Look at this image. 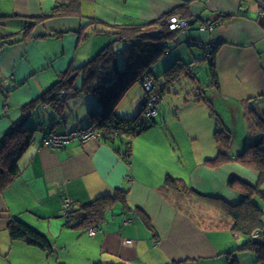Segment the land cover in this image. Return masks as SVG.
Masks as SVG:
<instances>
[{"label":"crops","instance_id":"crops-1","mask_svg":"<svg viewBox=\"0 0 264 264\" xmlns=\"http://www.w3.org/2000/svg\"><path fill=\"white\" fill-rule=\"evenodd\" d=\"M77 1L79 14L62 13L36 25L29 36L13 21L50 14L59 0H0V16L7 19L0 20V141L22 119L23 108L40 101L62 75L93 60L109 44L118 49L123 42L112 33L117 26L155 23L173 12L192 24L169 43L167 56L162 58L165 67L190 64L193 69L203 63V69L210 68L211 60L202 58L201 51L212 42L217 48L215 69L220 83L219 88L212 86L208 76L209 87L219 91L214 98L239 103L238 113L244 119L246 102L264 99V0H142L140 5L138 0ZM219 16L228 18L212 32L200 29L201 24L216 22ZM159 28L155 24L146 30ZM82 29L91 36L84 38ZM106 33L113 40L107 41ZM117 51L119 68H125L123 51ZM159 81L164 83L166 78ZM142 96L143 87L138 83L124 98L128 101L117 108L118 114L130 118L139 113ZM44 105L40 102V111L32 119L40 130L19 161L20 174L0 195V264H227V254L245 243L235 233L234 240H229V229L192 221L160 194L165 176L179 167L175 160L172 167L168 164L169 144L163 129L157 126L137 137L130 162L122 154L120 141L109 144L101 137L49 148L43 145L45 133L87 129L91 121L89 114L81 117L71 106L60 113ZM98 106L91 102L88 108L97 110ZM245 125L244 146L238 154L248 141L246 119ZM229 153L236 155L231 147ZM201 160L192 167L191 186L203 195L237 205L244 195L239 183L230 186L231 180L254 188L259 184L254 169L230 163L217 170ZM118 189L129 190L128 201L134 210L117 204L95 236L89 235V229L65 226L63 198L79 207ZM260 189L264 191V183ZM256 200L264 209L263 200ZM13 218L48 235L54 251L11 240L8 226ZM237 258L239 264H264L248 250L237 252Z\"/></svg>","mask_w":264,"mask_h":264},{"label":"trees","instance_id":"trees-1","mask_svg":"<svg viewBox=\"0 0 264 264\" xmlns=\"http://www.w3.org/2000/svg\"><path fill=\"white\" fill-rule=\"evenodd\" d=\"M79 5L77 0H59L57 8L50 14L29 21H13V23L20 26L25 35L30 36L36 25L56 18L62 13L79 14ZM173 15L174 12L164 18ZM227 18L228 16H219L216 22L219 24ZM0 20L7 19L0 16ZM160 21L161 19L150 24L117 26L112 32L120 41L128 45L123 50L125 68H119L118 51L114 43L109 44L93 60L62 75L58 84L49 90L40 101L32 102L23 108L22 119L13 124L11 131L0 141V195L19 176V161L40 130L39 125L32 122L40 111V102L49 103L53 109L61 113L69 106L70 99L80 97L82 94L92 95L99 106L97 110L89 112L91 126L100 133V137L105 142L114 144L120 141L124 145L122 154L130 162L134 140L158 125L157 116L147 117L145 107L130 118L118 114L117 108L135 85L138 83L142 85L147 79L152 80L153 92L159 96L161 101L172 87L188 78L193 87L192 91L187 93L190 99L193 98L195 103L207 100L197 77L192 73L190 64H174L162 75L154 76L155 64L163 58L168 51L169 43L174 41L179 34L178 31L169 30L165 24L151 32L146 30L155 24L159 26ZM92 24L91 21L88 26ZM84 30H81L82 36L89 37L90 34H86ZM216 51L217 48H213L209 58L211 60L209 76L212 86L219 88L218 73L215 69ZM74 74L82 76V86L79 88L75 87L76 79H70ZM161 77L166 78V81L160 85ZM64 89L68 92L60 97V92ZM143 90L142 97L147 94L146 89L143 88ZM52 94L56 95L49 99L48 97ZM245 106L248 136L245 149L235 156L230 155L231 133L219 124L215 132L218 154L215 158L206 161L213 168L236 163L259 173V184L255 188L238 182L236 179L231 180V187L237 183L240 184L244 195L243 202L232 205L221 198L203 195L189 187L183 179L174 178L171 175H167L164 184L159 189L160 194L177 211L199 225L214 229L226 228L232 233L247 237L243 245L227 254V264H239L237 252L247 250L255 254L257 261L264 263V209L256 200L260 198L264 202V191L260 189V185L264 183V103L256 104L251 100V102H246ZM128 197L129 190L118 189L112 194L103 195L79 207L72 206L68 217L65 218V226L72 229L98 228L104 222L106 214L117 204L122 205L125 210H134L129 204ZM145 222L150 226L147 218ZM8 231L13 241H24L30 246L49 253L54 251L53 243L48 235L19 218L11 220Z\"/></svg>","mask_w":264,"mask_h":264},{"label":"rangeland","instance_id":"rangeland-1","mask_svg":"<svg viewBox=\"0 0 264 264\" xmlns=\"http://www.w3.org/2000/svg\"><path fill=\"white\" fill-rule=\"evenodd\" d=\"M141 1L142 0H138L139 5ZM199 6L200 4L194 5L195 8ZM128 8L130 11L131 7L129 6ZM105 35L107 41L112 39L109 34L106 33ZM90 36L91 34L89 37ZM127 47V44L121 43L117 45L118 49L116 50H120L122 52ZM201 53L203 56L202 58H204L205 52L201 51ZM120 55L122 56V53ZM166 56L167 55H165V57ZM122 60L124 61L123 56ZM124 64L125 63H123L122 67ZM163 64L164 63L162 59L153 68L155 75H162L164 71L170 67L168 65L165 67ZM202 64L203 63L195 64L193 66L192 73L198 78L200 83L199 86L203 90L204 96L207 100L198 104L193 101V98L190 99L187 93L191 92L193 87L191 80L185 78L181 84H176L169 90V92L165 93L163 99L158 105L159 111L157 115V126L158 129H163L165 135H167L166 137L169 144L168 152L170 155L168 164L172 167L173 160L179 164V167L176 170H172V172H168V174L172 175L174 178L176 177L183 179L189 187H192V167L199 164V162H197L198 159H202L201 162L205 163V166L213 168L210 167L206 161L215 158L217 154V144L215 139V132L218 128L217 125L220 124L222 128L230 131L232 137L230 147L231 150L236 151V155L238 154V151L243 148L246 135L245 119L242 112L241 114L238 113L240 111L237 108L240 104L235 103L233 100L214 98V94H216L214 92L219 91L211 88V84L209 87V68L203 69L201 67ZM205 66L208 65L206 64ZM161 68L163 70H159ZM81 86L82 76L80 75L76 78L75 87ZM127 98H125V100ZM124 101L122 105H124L128 100L125 102ZM91 102H97V100L92 95L82 94L80 97L70 99L68 104L71 106L73 111H76L75 113H79L82 117V115L86 113L89 114L90 111L95 110L88 108V105H90ZM122 105L119 107V109L122 107ZM157 126L154 128L156 129ZM210 150H212L211 154H209ZM207 152L208 154L202 158V155ZM224 166L225 165L217 167L216 169L220 170ZM180 175H183L184 178L180 177ZM166 177L167 176H165L164 181ZM201 185H206L205 180H201ZM240 236L245 241L247 240V237L242 235ZM233 238H235L233 233H229V240H232Z\"/></svg>","mask_w":264,"mask_h":264},{"label":"built area","instance_id":"built-area-1","mask_svg":"<svg viewBox=\"0 0 264 264\" xmlns=\"http://www.w3.org/2000/svg\"><path fill=\"white\" fill-rule=\"evenodd\" d=\"M162 24H165L166 27L171 31H178L183 32L188 30L191 27V22L183 18L180 15H173L168 18H162L159 22V27H162ZM217 22H209V23H203L200 26L201 30H207L209 32H212L216 26ZM213 46H207V57L210 58L211 52H212ZM143 88L146 89L147 94H145L144 97L141 98L140 102L142 104L141 108L145 107V113L147 117H156L158 115L157 105L160 101L159 96L153 92L154 86L153 81L150 79L143 81L142 84ZM152 88V89H151ZM68 90H62L60 92V97H63L67 94ZM56 94L50 95L48 98L51 99ZM139 102V104H140ZM141 105V104H140ZM45 109L51 108V105L49 103L44 105ZM100 138V133L96 131V129L93 126H90L87 129H77L69 133L65 134H59L55 132H50L48 134L44 135L43 138V145L45 147L54 148V149H61L65 147L68 143H70L73 140L80 141L81 143H87L93 139ZM73 206V202L69 198H63V215L64 217H68L69 212L71 211ZM90 236H95L97 232V228H91L88 230ZM127 244L132 243L131 240L126 241Z\"/></svg>","mask_w":264,"mask_h":264},{"label":"water","instance_id":"water-1","mask_svg":"<svg viewBox=\"0 0 264 264\" xmlns=\"http://www.w3.org/2000/svg\"><path fill=\"white\" fill-rule=\"evenodd\" d=\"M192 24V23H191ZM207 46H213V48H215L216 47V45L215 44H213L212 42H209L208 44H205L203 47H204V50H205V58H206V60L208 59V57H207V50H206V48H207ZM77 74H74V75H72L71 76V80H75L76 78H77ZM159 83H160V85L162 84L161 83V81H159ZM152 88H154V86L152 87ZM151 88V89H152ZM45 95V94H44ZM252 102L253 103H256V104H261V103H264V99L263 98H255L254 100H252ZM139 104V103H138ZM141 104V105H140ZM140 104H139V111L141 110V106H142V104H143V102L141 103L140 102Z\"/></svg>","mask_w":264,"mask_h":264},{"label":"bare ground","instance_id":"bare-ground-1","mask_svg":"<svg viewBox=\"0 0 264 264\" xmlns=\"http://www.w3.org/2000/svg\"><path fill=\"white\" fill-rule=\"evenodd\" d=\"M142 109V108H141Z\"/></svg>","mask_w":264,"mask_h":264}]
</instances>
